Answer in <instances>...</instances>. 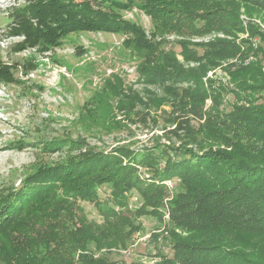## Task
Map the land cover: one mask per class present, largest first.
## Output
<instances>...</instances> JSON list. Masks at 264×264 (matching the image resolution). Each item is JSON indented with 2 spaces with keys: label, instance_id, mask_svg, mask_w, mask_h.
I'll return each mask as SVG.
<instances>
[{
  "label": "trees",
  "instance_id": "trees-1",
  "mask_svg": "<svg viewBox=\"0 0 264 264\" xmlns=\"http://www.w3.org/2000/svg\"><path fill=\"white\" fill-rule=\"evenodd\" d=\"M134 8L151 19L150 35L121 14ZM7 12L9 35L22 37L14 44L16 52L49 51L72 33L127 36L124 44L142 58L138 78L160 85L173 103L190 105L196 116L203 114L204 101L212 96L214 104L205 112L208 124H201L198 132L233 143L235 149L222 151L219 158L218 150L200 153L163 142L145 149L117 145L110 150L92 147L85 139L45 142L50 152L67 143L76 152L64 161L36 167L18 186L0 187L2 264H118L109 255L115 250L121 254L132 244L134 233L142 229L137 221L142 215L161 214L159 208L171 195L165 180L173 178L181 179L182 190L169 199L172 223L166 240L172 253L160 250L158 264H264V201L255 200L249 188L258 179L264 181V29L253 20L264 23V0H26ZM214 32L225 36L192 40ZM168 33L182 36V54L198 66L186 69L164 47L167 40H157ZM198 48L204 52L199 54ZM220 62H226L229 81L209 78L207 86L203 75ZM14 66L0 62L1 82L17 81ZM181 82L190 84L184 93L177 89ZM105 87L97 109L104 107L103 93L115 94L120 109L139 99L127 93L118 76ZM229 94L235 99L229 104L232 109L222 110L219 106L229 103ZM164 100L152 99L157 105ZM93 109L91 104L88 111ZM216 124L220 127L214 130L208 126ZM186 125L195 139L192 123ZM26 145L16 140L5 146ZM139 166L150 176L141 175ZM227 169H233L232 178ZM234 177L236 183L230 186ZM134 191L142 196L137 207L131 204ZM82 201L98 207L101 222L85 215ZM178 227L187 234L176 232Z\"/></svg>",
  "mask_w": 264,
  "mask_h": 264
},
{
  "label": "rangeland",
  "instance_id": "rangeland-1",
  "mask_svg": "<svg viewBox=\"0 0 264 264\" xmlns=\"http://www.w3.org/2000/svg\"><path fill=\"white\" fill-rule=\"evenodd\" d=\"M24 1L0 0V62L16 64L13 71L17 80L10 83L0 81V187L6 184L18 186L36 167L66 160L76 152L70 151L68 145L76 139H85L88 145L99 150H110L117 145L145 149L163 142L200 153L218 150L219 158L223 156L222 151L234 152L233 143L219 142L203 131L198 132L201 124H208L205 112L212 108L213 97L207 96L202 107L203 114L196 116L198 114L188 107L190 105L184 107L173 103L170 93L160 85L144 83L138 78V65L142 58L134 48L124 44L127 36L123 34L72 33L62 39L60 46L49 51L28 48L16 52L14 44L22 37L9 35L7 11L15 2ZM121 14L142 25L147 35L153 31V23L143 11L134 8L123 10ZM243 17L247 21L248 18L245 15ZM253 20L260 21L259 18ZM243 35L247 36L248 33ZM215 36L225 35L214 32L192 40L207 41ZM162 39L167 40L164 47L173 51L186 69L198 66V62L187 61L182 54L178 42L182 36L175 33L157 36L158 41ZM196 50L199 54L204 52L203 48ZM233 60L228 59L227 62ZM225 64L220 62L215 68L207 70L203 75L207 86L209 78L229 81L227 70L223 69ZM114 76L122 79L126 91L130 90L127 93L135 94L140 100L135 99L127 108L120 109L117 107L119 98L115 94L109 92L107 96L103 93L104 107L97 109L100 104L98 94L105 90L106 81ZM188 84L181 82L177 84V89L184 93ZM158 96H163L165 100L157 105L152 99ZM226 99L229 103L225 105L223 102L219 107L228 111L232 109L230 102L235 99L232 94ZM91 104L94 109L89 112ZM187 121L192 123L195 139L189 135ZM208 126L213 127V130L214 126L220 127L219 124ZM56 139H65L68 143L62 150L47 151L44 143ZM16 140H23L27 145L23 149L6 148V144ZM174 155H177L176 150H172ZM138 170L144 177L150 176L145 167L139 166ZM227 170L232 178L233 169ZM233 183H236L235 177L231 179L230 186ZM165 184L171 195L159 208L161 214L142 215L137 220L142 222V229L134 233L132 244L122 249L121 254L114 248L116 253L109 255L118 264H158L162 259L160 250L172 253L171 244L166 240L172 223L169 199L182 190V181L180 178L167 179ZM263 185L261 179L249 185L255 200L263 198L264 201ZM187 198L193 197L189 195ZM141 203L142 196L134 191L132 206L137 207ZM80 204L89 219L102 221V215L94 203L82 201ZM176 232L187 234L179 227Z\"/></svg>",
  "mask_w": 264,
  "mask_h": 264
},
{
  "label": "built area",
  "instance_id": "built-area-1",
  "mask_svg": "<svg viewBox=\"0 0 264 264\" xmlns=\"http://www.w3.org/2000/svg\"><path fill=\"white\" fill-rule=\"evenodd\" d=\"M263 27H264V23H262L261 21L257 20Z\"/></svg>",
  "mask_w": 264,
  "mask_h": 264
}]
</instances>
